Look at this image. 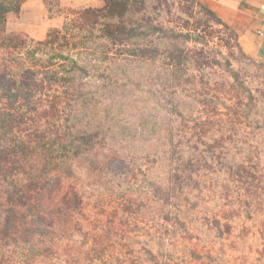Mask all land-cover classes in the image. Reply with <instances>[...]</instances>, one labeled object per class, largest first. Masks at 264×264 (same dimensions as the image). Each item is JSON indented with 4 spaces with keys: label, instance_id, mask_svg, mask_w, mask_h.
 Masks as SVG:
<instances>
[{
    "label": "rangeland",
    "instance_id": "obj_1",
    "mask_svg": "<svg viewBox=\"0 0 264 264\" xmlns=\"http://www.w3.org/2000/svg\"><path fill=\"white\" fill-rule=\"evenodd\" d=\"M44 1L26 0L22 13L7 14L5 33L43 40L51 28L45 18L60 19V28L66 16H76L69 8L103 5L59 0L62 15L49 17ZM161 1L156 8L158 1L146 0V13L187 35L166 39L189 56L181 71L162 64L159 53L146 55L151 61L130 57L123 45L101 38L90 48H64L87 69L95 97L90 115L75 109L66 120L61 104L47 102L55 86L31 88V95L42 91L31 128L19 135L26 140L34 141L33 128L58 136L99 119L107 128L117 118L114 134L98 138L100 162L86 174L54 158L56 166L35 187L21 190L15 179L26 204H18L14 219L19 223L22 213L29 226L40 216L51 222L52 234L30 239L53 254L25 262L6 238L0 246L6 243L11 255L0 264H264V62L245 54L238 35L205 15L199 0ZM197 17L209 22L199 25ZM20 51L0 47V57ZM46 108L54 116L42 114ZM174 146L179 161L167 152ZM4 188L0 179V217L8 204Z\"/></svg>",
    "mask_w": 264,
    "mask_h": 264
},
{
    "label": "trees",
    "instance_id": "obj_2",
    "mask_svg": "<svg viewBox=\"0 0 264 264\" xmlns=\"http://www.w3.org/2000/svg\"><path fill=\"white\" fill-rule=\"evenodd\" d=\"M25 1L0 0V47L22 51L0 57V179L5 186L3 191L6 193L8 203L0 217V241L6 238L11 240L13 251L25 262L30 263L28 257L33 258L42 252H46L47 255L53 254L47 245L39 248L36 240L30 239L32 237L30 234L47 236L52 234L53 230L50 228L51 222L48 223L43 216L37 219L30 218L32 226L28 225L25 221L26 216L22 213L19 215L21 218L19 223L14 219L18 216V204H26L24 194L15 186L17 183L21 184V190L35 187L50 166H56V162L51 161L54 158H61L68 167H79L86 174L100 162L98 158L100 154L95 151L98 138L102 136L105 139L110 132L111 135L114 134L112 126H115L114 121L117 118L109 119L110 126L107 128L99 119L88 122L76 133L66 128L65 130L69 131H64L58 136L33 128L31 130L34 131H28L34 141L26 140L19 135L26 134L21 132L27 130L25 125L30 127L29 121L33 120L30 116L38 109L39 92L42 91H38L37 96L31 95L33 93L31 88L36 89L47 83L49 87L55 86L51 92L46 91L48 105L55 107L61 104V112H64L62 114L68 120L67 116L75 109L80 110L82 114L88 113V109H93L95 97L84 80L87 75L86 67L79 65L72 55L66 53L65 46L70 45L71 48L76 49L82 44L84 48H90L96 40L108 38L113 43L123 45L120 50L130 57L143 56L151 61L152 57L146 55L159 53L158 55L162 56V64L173 65L175 71H181V65L189 56L183 48L174 46L172 41L166 40L167 37H187V35L175 33L173 29L154 23L153 19L147 16L146 0H103V5L100 7H85L78 10L69 8L68 11L71 12L67 13H72L76 15L75 17L66 16L60 28L51 27L43 40L30 41V43H27L19 33H5L7 14L19 13ZM156 1H158L155 6L157 8L161 6L162 1ZM53 2L55 11L46 0L44 1L48 16L62 15L63 9L59 0ZM198 4L205 15L217 19L222 26L236 35L233 29L223 23L213 11L201 2ZM208 22L209 19L203 20L197 17L199 25ZM94 30H98L99 34L95 35ZM158 46H164L166 49L157 50ZM97 47L99 44L95 45V48ZM230 71L236 76V73L231 69ZM42 110H45L42 114L49 113L54 116L51 110L47 108ZM118 125L116 123L117 128ZM116 130L119 135L125 131L123 128ZM25 134L23 137L26 136ZM176 150L174 146L167 152L170 158L179 161L181 158L175 157V154H178ZM35 155H40L41 163L35 162ZM77 156L84 160L85 164L79 163L82 167L73 164L75 162L70 163L71 157L75 159ZM179 164L183 168L187 163L184 161ZM22 174L27 179L24 180ZM10 190L13 192L9 193ZM32 208L29 210L31 211ZM31 214L32 212L29 213L30 216ZM4 244L6 243L0 246V262L11 255L10 248L3 247ZM91 262L95 263L92 259Z\"/></svg>",
    "mask_w": 264,
    "mask_h": 264
},
{
    "label": "crops",
    "instance_id": "obj_3",
    "mask_svg": "<svg viewBox=\"0 0 264 264\" xmlns=\"http://www.w3.org/2000/svg\"><path fill=\"white\" fill-rule=\"evenodd\" d=\"M69 0H61L65 2ZM77 4L75 0H70ZM238 35L243 52L264 62V0H199ZM71 5V4H70ZM24 6H21L20 13ZM43 9V8H42ZM45 12V9H43ZM46 17V16H45ZM57 27L60 19L45 18Z\"/></svg>",
    "mask_w": 264,
    "mask_h": 264
}]
</instances>
